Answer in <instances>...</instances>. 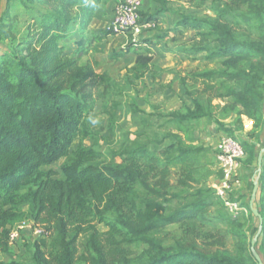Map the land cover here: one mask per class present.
<instances>
[{
  "label": "trees",
  "instance_id": "trees-1",
  "mask_svg": "<svg viewBox=\"0 0 264 264\" xmlns=\"http://www.w3.org/2000/svg\"><path fill=\"white\" fill-rule=\"evenodd\" d=\"M16 1L6 0L0 15V40L11 42L0 53V254L8 250L11 227L29 217L51 231L50 250L35 243L29 264L257 263L241 239L229 256L203 250L195 240L183 243L173 237L166 242L160 232L179 223L187 225L186 235L197 238L190 219L209 207L232 222L223 200L206 185L208 174L201 164L206 148L194 143L193 125L213 118L219 109L221 118L247 117L264 135V0H211L213 19L181 14L172 27L156 28L155 39L193 30L180 53L198 60L203 52L206 64H216L183 70L179 83L192 96L191 106L182 97V110L161 114L157 129L165 130L163 134L152 130L144 117L140 129L123 132V143L109 152L101 151L102 142L117 135L116 110L128 96L123 86L95 69L94 42L102 36L88 25L102 0H18L29 16L20 38L18 17L11 14ZM34 1L47 9L27 6ZM153 1L160 7L151 14L139 12V22H153L154 15L169 11L168 0ZM71 23L79 37L70 40L75 48L67 55L64 41L74 34ZM153 43L126 44L123 53L137 55L126 70L128 86L135 88L151 71ZM97 93L107 117L106 136L86 122ZM214 99L223 104H213ZM215 122L233 134L219 118ZM86 138L93 140L91 146H83ZM257 142H241L242 163L255 161ZM58 161L60 172L43 170ZM258 183L262 239L264 153ZM98 224L106 230L100 231ZM261 247L264 263V241Z\"/></svg>",
  "mask_w": 264,
  "mask_h": 264
},
{
  "label": "rangeland",
  "instance_id": "rangeland-1",
  "mask_svg": "<svg viewBox=\"0 0 264 264\" xmlns=\"http://www.w3.org/2000/svg\"><path fill=\"white\" fill-rule=\"evenodd\" d=\"M147 1L148 4L153 2V0ZM121 2L122 0H102L100 8L97 10L95 17L89 22L88 25L90 26V29L93 33L102 36L97 43L94 42V58L96 54L102 53L104 50L100 48L104 47L101 43L107 41L106 38L108 36H112L106 45L107 49L105 54L108 55L103 56L104 59L98 62V64L95 66V69L99 73L110 77L112 83L123 86L125 88V93L128 96V100L124 104L120 105L116 112L117 135L107 140L110 143L102 142L101 151L103 152H109L110 148L118 149L123 143V132L138 131L141 127V120L144 117L152 127V130L163 134L165 130L157 129L160 124V119H162L160 115L182 110V97H184L187 104L191 106L190 100L192 96L185 94V89L182 88V86L178 83L179 76L184 71L190 72L195 68L201 70L205 67H213L216 64H206V61L203 59V52L198 54V60H191L192 62L187 64L188 67L181 65L177 60H173L171 63H175V66H167L165 68L158 67V69H154L152 66L156 65H153L151 62L152 65L151 71L148 72L149 74L147 76L145 75L141 80H137L135 88L128 86L125 81L127 74L126 70L128 68L123 70L120 65H117L118 58L120 57H113L115 52H124L128 41L139 43L143 42V40H154L153 45L160 44L162 45L161 49L163 52L173 55L175 54V51L181 49V47L176 46H180V44H182L187 39L189 36L188 34L178 37L175 33H173L165 38L164 41L160 39L157 41L154 36L152 38L144 37L146 36L145 31L152 30L155 34L156 28L165 30L167 27L173 26L180 18L181 14H193L211 19L214 18V14L210 9L212 5L211 0H168L166 6L169 10L167 13L169 14L166 16L169 18L174 16L175 19H173V23H171L170 20L169 24H166L165 21H161L156 24H153L154 22H139L138 26L140 27V30L136 34H133V32L130 30H126L117 34L104 35L103 32L107 31L109 21L112 18L116 6ZM5 6L6 0H0V15ZM27 6L34 8L35 10L47 9V6L43 2L38 1L28 3ZM150 6L151 5H147L146 8L139 9V12L151 14L158 9L157 8L154 11ZM149 7L150 9H148ZM11 14L18 17L16 24L18 28H20L18 34V37L20 38L24 32L25 24H27V21L29 20L28 12L26 7L20 4L17 0L15 5L11 8ZM156 15L158 16L159 13ZM156 15H154V19ZM100 20H102V25H100L102 26V29L99 33H96L94 32V28H97V22H101ZM70 28L73 30L74 34L64 41L66 42L65 46L67 47V50L64 52V54L67 55H69L75 48L70 40L78 36V29L75 26V23H71ZM120 34L124 39L122 37H116ZM184 43V46H186L187 42ZM10 45L11 42L8 39H1L0 53L7 51ZM88 58L90 59V57ZM188 84H190V82H188ZM196 87L198 88L199 86ZM191 91H194V89H191ZM99 93L96 94L94 108L86 118V122L93 131L98 130L101 136H106L108 134L107 117L103 113L102 101L98 97ZM195 94L196 93H194V95ZM212 102L213 104H223V102L218 99H214ZM132 106L134 107L133 109ZM215 118H219V120L223 122L224 126H230L233 129V134H229V136L236 137L240 142L243 140H249L250 142L253 140L256 142L258 140L256 143L257 152L264 147L263 132L261 129L254 130L252 127H250L251 121H249V119L243 115L240 117L231 115L226 118H221L219 109H216L213 118H202L196 121L195 125H193L195 137L194 143L206 148V152L202 153L201 164L204 166L208 174L206 177V185L212 188L214 193H216L215 186L219 184L218 179L221 177V171L215 158L214 147L219 138L226 134L223 132V130H220V128L218 129ZM93 121H95V123ZM250 136L254 138H251ZM92 144L93 140L91 138H86L83 140V146H91ZM77 145L78 142H74L71 151L75 150ZM60 163L61 161L54 162L51 165L44 167L43 170L52 169L56 172H60ZM256 169V159L250 165L240 162L239 175L229 184L226 196L229 201L235 203L236 208L233 207V213H231L229 208H227L225 205L224 208L227 214L232 218V222H227L221 218H218L214 212V207H209L200 216L190 219L191 225L197 230V232H194V235L198 236L197 238H194L191 235H186L184 232L186 231L187 225H181L179 223L164 227L160 232V236L166 242L170 241V239L173 237L180 239L183 243L193 242L195 240V243L203 250L223 253L229 256H234L235 249L239 242L238 239H241L245 241L249 252L251 239L256 232L255 228L258 226V218L251 213L249 208L250 194L252 191V179L258 178L259 181L260 178V174L256 173ZM258 190L256 194V200L254 201V206L256 208L258 207ZM19 226H22V228H19ZM14 227L17 228L18 236L12 243H9L7 252L0 254V261H13L20 264H29L34 252L35 243L41 245L42 250L45 252L50 250L51 231L47 229L46 226L36 223L33 219L26 217L24 220L15 223L12 228ZM97 228L100 231L106 230V227L103 224H98ZM260 239L261 235L259 234L254 242V249L260 255V257L263 258L261 246L262 241H264V233L262 239Z\"/></svg>",
  "mask_w": 264,
  "mask_h": 264
},
{
  "label": "built area",
  "instance_id": "built-area-1",
  "mask_svg": "<svg viewBox=\"0 0 264 264\" xmlns=\"http://www.w3.org/2000/svg\"><path fill=\"white\" fill-rule=\"evenodd\" d=\"M142 0H122L116 6L112 18L109 21L107 31L110 34H117L126 30H130L133 34L139 32V9ZM133 42V41H132ZM215 158L221 171V177L218 179V185L215 186L216 195L224 202V205L233 213V207L236 208L234 202L227 198V189L230 182L239 175L241 159L245 153L242 143L234 136L227 134L222 135L215 144ZM235 182V181H234ZM22 228V226H19ZM9 243H12L18 236L17 228L14 227L9 231Z\"/></svg>",
  "mask_w": 264,
  "mask_h": 264
},
{
  "label": "crops",
  "instance_id": "crops-1",
  "mask_svg": "<svg viewBox=\"0 0 264 264\" xmlns=\"http://www.w3.org/2000/svg\"><path fill=\"white\" fill-rule=\"evenodd\" d=\"M147 5H151L150 7L152 8V10H156L157 8H159L160 7V5L157 3V2H155V1H153V2H151L150 4H148V1L147 0H142V2H141V6H140V9H144V8H146L147 7ZM150 7L148 8V9H150ZM168 11H164L163 13L162 12H160L159 13V15L157 16H155V19H154V23L153 24H156V23H158V22H161V21H165V23L166 24H169L170 22L171 23H173V19H175V17L174 16H172V17H167L166 15H168L169 13H167ZM93 20V19H92ZM169 20H170V22H169ZM101 22H97V28H94V32H96V33H99L100 31H101V29H102V26H100V25H102V20H100ZM172 27V26H171ZM145 35L146 36H144V37H149V38H152L153 36H154V33H153V31L152 30H148V31H145ZM192 33V34H191ZM178 37H182V36H184L185 34H188L189 36L187 37V39L184 41V42H189L193 37H194V31L193 30H191V29H188V30H186V31H183V32H181V33H175ZM79 37V34H78V36H76L75 38H78ZM112 36H108L106 39H107V41H104V42H102L101 44L104 46L103 48L102 47H100L102 50H103V52L102 53H98V54H96L95 55V60L97 61V62H99V61H101V60H103L104 58H103V56H105V55H108V54H105L106 53V45H107V42L108 41H110L109 39L111 38ZM116 37H122L123 38V36L120 34V35H117ZM115 37V38H116ZM75 38H72V39H75ZM124 39V38H123ZM160 40H163L164 41V39L162 38V39H160ZM157 41H159L158 39H157ZM162 42V41H161ZM182 43V44H180V46H176V47H181V48H183L184 47V45H185V43ZM163 43V42H162ZM75 46V45H74ZM161 46L162 45H160V44H156V45H151V49L153 50V52H154V57H153V59H152V64L154 65H156V66H152V67H154V69H158V67H163V68H165V67H167V66H175L176 64L175 63H171V61H173V60H177V61H179L180 62V64L181 65H184V66H186V67H188V63H190V62H192L191 60H189V59H187L183 54H181L180 53V50H178V51H175V54H169V53H167V52H163L162 51V49H161ZM101 52V51H100ZM136 53H134V52H127V53H123L122 54V56L120 57V58H118V63H117V65H120V67H122L123 68V70L125 69V68H131V67H133L134 65H135V60H136ZM120 59V60H119ZM184 63H186V64H184ZM149 73H146L145 75L147 76ZM178 83H179V79H178ZM180 84V83H179ZM181 85V84H180ZM182 86V85H181ZM182 88H184L183 86H182ZM118 109V108H117ZM116 112H117V110H116ZM248 127H249V124H248ZM250 127H251V124H250Z\"/></svg>",
  "mask_w": 264,
  "mask_h": 264
},
{
  "label": "water",
  "instance_id": "water-1",
  "mask_svg": "<svg viewBox=\"0 0 264 264\" xmlns=\"http://www.w3.org/2000/svg\"><path fill=\"white\" fill-rule=\"evenodd\" d=\"M263 153H264V147L258 151V154L256 157V165H257L256 173L257 174H260V172H261ZM257 190H258V178H253L252 179V191H251L250 200H249V208H250V211L252 212V214L258 218V228H257L253 238L251 239L250 251H251V254L253 255V257L255 258V260L257 261L258 264H264L262 262L260 256H259V254L254 249V242L261 232V223H262V218L258 212V209L254 206V201L256 200Z\"/></svg>",
  "mask_w": 264,
  "mask_h": 264
},
{
  "label": "clouds",
  "instance_id": "clouds-1",
  "mask_svg": "<svg viewBox=\"0 0 264 264\" xmlns=\"http://www.w3.org/2000/svg\"><path fill=\"white\" fill-rule=\"evenodd\" d=\"M95 123V121H93Z\"/></svg>",
  "mask_w": 264,
  "mask_h": 264
}]
</instances>
